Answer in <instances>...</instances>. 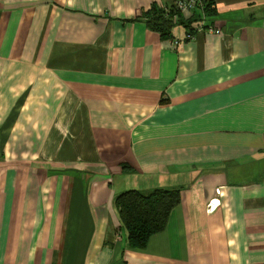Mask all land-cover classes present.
I'll return each mask as SVG.
<instances>
[{
  "label": "crops",
  "instance_id": "0c3cea01",
  "mask_svg": "<svg viewBox=\"0 0 264 264\" xmlns=\"http://www.w3.org/2000/svg\"><path fill=\"white\" fill-rule=\"evenodd\" d=\"M176 1L0 0V264H264V0L153 30ZM156 190L133 249L117 197Z\"/></svg>",
  "mask_w": 264,
  "mask_h": 264
},
{
  "label": "trees",
  "instance_id": "16d2710c",
  "mask_svg": "<svg viewBox=\"0 0 264 264\" xmlns=\"http://www.w3.org/2000/svg\"><path fill=\"white\" fill-rule=\"evenodd\" d=\"M213 2H206L204 12L212 10ZM162 9L154 10V16L149 19L150 27L165 35L173 25L172 19ZM172 16V17H173ZM181 194L178 190H156L149 194L138 191H128L117 197L116 208L120 213V220L128 234V242L133 249H144L150 239L163 232L168 225L173 210L180 205Z\"/></svg>",
  "mask_w": 264,
  "mask_h": 264
},
{
  "label": "built area",
  "instance_id": "2783aa9c",
  "mask_svg": "<svg viewBox=\"0 0 264 264\" xmlns=\"http://www.w3.org/2000/svg\"><path fill=\"white\" fill-rule=\"evenodd\" d=\"M206 2L207 0H177L175 2V5H173V9L171 8H163V11L165 14L170 15V14H184V13H195L197 10L205 11L206 8ZM204 18V17H203ZM208 30L209 32L216 33V34H221L219 30H213L212 27H207L206 26V20L205 18L199 22L198 24V29L197 31H204ZM193 34L188 35V39L193 38ZM179 41L173 42L175 45H179ZM219 193V192H218ZM212 208H210L211 210Z\"/></svg>",
  "mask_w": 264,
  "mask_h": 264
}]
</instances>
